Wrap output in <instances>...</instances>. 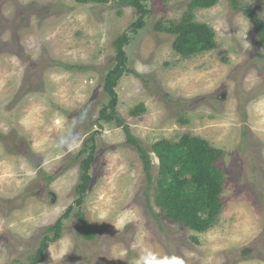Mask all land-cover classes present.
I'll use <instances>...</instances> for the list:
<instances>
[{
    "label": "rangeland",
    "instance_id": "374dc122",
    "mask_svg": "<svg viewBox=\"0 0 264 264\" xmlns=\"http://www.w3.org/2000/svg\"><path fill=\"white\" fill-rule=\"evenodd\" d=\"M109 1L0 0V264H26L69 206L39 264H264V43L217 0L193 11L214 30L215 49L183 58L154 26L178 22L190 0H144L149 13L136 33L134 8ZM239 4L264 19V1ZM124 33L131 73L116 86L117 112L149 153L152 180L122 128L97 122L113 42ZM185 134L224 153L223 208L203 233L166 221L154 204L151 146ZM90 136L91 182L78 208L79 153Z\"/></svg>",
    "mask_w": 264,
    "mask_h": 264
},
{
    "label": "trees",
    "instance_id": "16d2710c",
    "mask_svg": "<svg viewBox=\"0 0 264 264\" xmlns=\"http://www.w3.org/2000/svg\"><path fill=\"white\" fill-rule=\"evenodd\" d=\"M77 4L106 5L109 0H73ZM119 5L134 8L137 19L129 30L136 33L145 25V17L149 11L142 3L144 0H114ZM230 6L239 10L249 21L259 43H264V19L248 6H241L239 0H227ZM261 2L264 0H247ZM217 0H190L185 7L178 22L157 23L154 28L162 33L174 37L172 50L183 58L202 54L215 49L214 30L205 23L195 22L193 11L195 9H209L215 6ZM127 33L122 34L114 42L115 57L113 66L103 79L102 90L107 96V103L100 109L97 122L114 123L122 128L129 144L137 147L144 172L147 179L152 180L151 159L149 153L140 147L137 140L131 136L129 129L124 125L117 112L118 98L116 86L120 78L131 73L127 67V55L124 47L128 44ZM145 111L143 105L130 111L131 116L140 115ZM94 137L90 136L83 145L79 156L86 155L80 160L79 184L75 188L77 195L74 205L78 208L83 204L86 193L90 187V167L94 161ZM151 152L158 160L157 176L153 183L154 204L163 213L164 219L179 226L185 227L195 233H203L210 229L223 208L221 193L224 178L218 166L223 156V151L215 149L198 137L185 134L177 144H170L163 140L151 146ZM51 178H47L49 180ZM72 211L69 206L62 218L46 230L39 242L36 253L26 264H39L43 262L45 251L50 243L56 242L62 229V219L68 217ZM79 221L85 239L94 238V232L85 224L83 215L78 213ZM193 241H196L193 239Z\"/></svg>",
    "mask_w": 264,
    "mask_h": 264
},
{
    "label": "water",
    "instance_id": "95a60500",
    "mask_svg": "<svg viewBox=\"0 0 264 264\" xmlns=\"http://www.w3.org/2000/svg\"><path fill=\"white\" fill-rule=\"evenodd\" d=\"M51 197H53L52 195H51ZM51 203H53V199H51V201H50Z\"/></svg>",
    "mask_w": 264,
    "mask_h": 264
}]
</instances>
